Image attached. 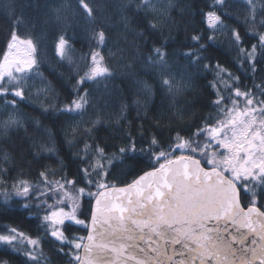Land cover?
<instances>
[{
  "label": "snow or ice",
  "instance_id": "obj_1",
  "mask_svg": "<svg viewBox=\"0 0 264 264\" xmlns=\"http://www.w3.org/2000/svg\"><path fill=\"white\" fill-rule=\"evenodd\" d=\"M160 3L130 0L121 8L132 13L136 19L131 23L141 29H132L130 34L143 41L137 47L146 50L143 63L154 81H140L142 91L149 96L166 93L174 103L166 117L161 114L152 119L147 111H137L132 121L127 119L130 109L121 104L116 124L122 145L107 142L115 137L93 136L102 122L99 115L87 122L91 127L83 126V117L92 107L87 85L113 75L100 51L109 39L102 17L110 5L108 0H73L68 6L72 25L65 20L50 45L56 62L69 66L67 77H58L67 96L56 95V101L41 104L40 111L54 122L64 116L81 117L71 129L73 137L83 143L69 154L75 170L58 155L55 142L51 147L34 144L40 151L29 150L31 161L24 160L20 146H13L16 155L0 147V206L18 199L20 207L37 218L35 236L17 226L0 224V250L22 255V264H48L45 243L68 257V264H264V76L255 83L257 72H264V31H259L264 29V0H242L247 13L236 22L246 26L243 35L225 23L224 17L233 18L224 11L226 0H205L208 10H198L205 28L195 29L197 34L183 42L187 51L181 52L169 51L176 41L162 35L175 4L173 0ZM124 20L127 27L128 18ZM14 23L6 46L0 47V114L6 112L0 119V140L5 144L13 130L23 127L19 104L30 96L51 100L49 94H55L40 71L39 44L31 38L22 40L16 28L23 21L16 18ZM68 27L75 29L72 35ZM222 29L230 32L237 53L233 62L251 73L244 78L252 79L251 87L244 83L243 73L237 76L204 55L216 42L208 33ZM81 31L88 37L89 51L77 60L73 41L79 42ZM249 33L256 43L246 47L244 37ZM18 45L27 50L25 58L14 51ZM177 56L187 61L180 81L172 72L179 67ZM188 68L207 81L210 99L204 103L197 93L198 98L186 104H203L210 109L207 114L189 113L187 106H177L176 97L192 86ZM36 78L44 87L33 93L29 81ZM30 119L40 125L39 120ZM161 119L170 123L162 126ZM52 136L48 131L50 140ZM62 142L74 145L76 140ZM46 158L54 159L58 167L43 165L34 179H28L17 163L31 168ZM141 159L147 170L130 167V173L140 174L126 183L118 182L120 178L112 171L117 164ZM73 226H81L86 235H77ZM0 264L9 261L0 260Z\"/></svg>",
  "mask_w": 264,
  "mask_h": 264
},
{
  "label": "trees",
  "instance_id": "obj_2",
  "mask_svg": "<svg viewBox=\"0 0 264 264\" xmlns=\"http://www.w3.org/2000/svg\"><path fill=\"white\" fill-rule=\"evenodd\" d=\"M129 2L130 0H108L110 6L107 7L102 21L107 26L109 39L107 45L101 48L100 51L105 57L106 64L110 67L113 75L107 79L101 78L96 82H89L87 86L91 91L90 99L92 100V107L87 110V114L83 117L85 121L83 126L91 127L87 122L96 119L97 115H99L102 122L96 126L99 130L94 132L93 136L97 139L115 137V139H107V142L117 145L123 144V141L120 139L119 126L116 124V120L119 118L121 112V104L127 105L130 109L127 119L128 121H132L133 117L137 115V111L141 114L147 111L149 118L152 119L160 117L161 114L166 117L169 106L174 103L172 98L166 96V93L157 92L154 96H149L142 91L140 81H145L149 84L154 83V81L149 74V67L143 63V55L146 50L137 47L143 41L137 40L134 35L130 34L132 29L136 31H140L141 29L137 27V23H131V21L136 19L132 13L126 12L121 8V5L128 4ZM167 2L168 0H161L158 6H163ZM173 2L175 8L169 13V19L165 24L162 35L165 39L176 41L168 49L169 51H187V48L183 46V42H186L187 38L191 35L197 34L194 31L195 29L203 30L205 28V25L200 22L201 17L198 15V10L203 9L207 11L208 9L205 8V0H173ZM72 4L73 0H0V47L6 46V37L9 36L11 30L15 27V19H21L23 23L16 28L17 34L24 39L31 38L39 44V58L43 61L40 71L55 89V94H49L52 95L51 100L46 99L44 96H40L38 99L30 96L19 104V109L24 114L23 127L13 130L9 134L6 144L3 140H0V147H4L7 151L12 152L13 146H20L21 151L24 153V160L31 161L32 157L28 154L29 150L32 152L40 151L39 147H32L34 144L51 147L53 142H55V146L59 150L58 155L74 171L76 164L73 160L69 159V154L77 152L78 149L83 147V143L79 140L78 136L76 138L73 137L71 129L81 117L75 115L64 116L54 122L52 119L46 118L47 113L41 115L40 111V105L48 106L50 103H54L56 95H59L61 99L67 96L66 90L60 86L58 77L61 74L67 77L69 66L66 62L63 64L56 62L50 45L53 35L64 28L65 20H67L68 25H72V17L68 9V6ZM132 7L135 8V3L132 4ZM224 11L231 13L233 17L231 19L224 17L225 23L232 28H239L243 35L246 26H242L236 22L237 18L242 21L247 13V8L242 3V0H226ZM181 12H184V15H181ZM125 16L128 18L127 27L125 26ZM156 18L162 19L159 16ZM67 30L69 35H72L75 31L73 27H68ZM259 31H264V29H259ZM208 34L214 35L216 42L204 55L210 57L213 62L218 60L231 73L237 76H241L243 73L242 79L250 77L251 73L247 72L245 68L238 67L233 62L237 53L231 43L230 32L227 29H222ZM244 38L247 42L246 47L252 43H256L251 33ZM78 40L79 42L73 41L74 48L76 49L73 58L77 60L81 55L89 51L87 35L81 31L78 33ZM201 43H205V41H201ZM2 56L3 52H0V59H2ZM175 59L179 67H174L172 72L175 74V79L180 81L185 74L187 61L181 59L179 56L175 57ZM187 73L193 76L192 86L189 91H185L182 95L176 97L177 106H187L189 113L198 112L202 115L207 114L210 109L204 107L203 104H186V102L197 99V93L199 97L204 99V103H207L210 99L208 95L210 89L206 90L205 88L207 81L200 79L196 75L195 69L188 68ZM262 76H264V72H257L255 83L259 84L260 77ZM211 79L212 76L209 75L208 81ZM252 82V79H244V83L248 84L249 87H251ZM29 83L34 85L31 89L33 93L38 88L44 87L39 78L29 81ZM135 101H139V105L134 103ZM145 105H147L146 108ZM52 115L55 117L56 113H52ZM5 116L6 112H3L0 114V119H4ZM30 118L39 120L40 125L37 126L34 120ZM133 122L135 124L140 123V121ZM126 123V121H121L122 125ZM160 123L163 126L170 122L167 119H161ZM48 131L53 133L51 140L48 137ZM73 139L76 140L74 145L62 142ZM12 154L16 155L15 152H12ZM17 163L28 174V179H34L35 173L43 170V165L51 168L58 167L54 159L47 158L40 163L33 164L31 168H28L26 163L19 160ZM130 167L146 170L148 165L144 159L139 161L128 160L124 164H117L112 171L115 177L120 178L118 182L126 183L140 174L139 171L130 173ZM12 175H15V173H12ZM21 203L22 201L14 199L6 207L0 206V224L17 226L21 230L30 232L35 236L37 218L20 207ZM48 203L51 204L53 201L49 200ZM34 211L35 209H33ZM73 231L77 235L86 234L81 226H73ZM42 247L43 251L50 257L48 264H68V257L58 254L54 250L55 246L45 243ZM23 259L22 255L0 250V260H8L9 264H22Z\"/></svg>",
  "mask_w": 264,
  "mask_h": 264
},
{
  "label": "rangeland",
  "instance_id": "obj_3",
  "mask_svg": "<svg viewBox=\"0 0 264 264\" xmlns=\"http://www.w3.org/2000/svg\"><path fill=\"white\" fill-rule=\"evenodd\" d=\"M20 37V36H19ZM21 38V37H20ZM22 40H25L24 38H21ZM18 52L19 58H25L27 56V50L23 45H18V48L14 50ZM3 57V56H2ZM147 170V169H146ZM86 235V234H85Z\"/></svg>",
  "mask_w": 264,
  "mask_h": 264
},
{
  "label": "water",
  "instance_id": "obj_4",
  "mask_svg": "<svg viewBox=\"0 0 264 264\" xmlns=\"http://www.w3.org/2000/svg\"><path fill=\"white\" fill-rule=\"evenodd\" d=\"M81 255H83V252H81Z\"/></svg>",
  "mask_w": 264,
  "mask_h": 264
}]
</instances>
